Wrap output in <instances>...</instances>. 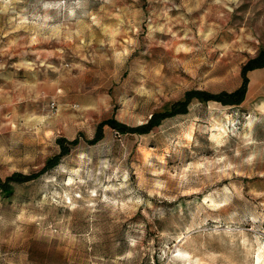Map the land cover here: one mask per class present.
I'll use <instances>...</instances> for the list:
<instances>
[{
  "label": "rangeland",
  "instance_id": "1",
  "mask_svg": "<svg viewBox=\"0 0 264 264\" xmlns=\"http://www.w3.org/2000/svg\"><path fill=\"white\" fill-rule=\"evenodd\" d=\"M263 48L264 0H0V264H264V67L94 140Z\"/></svg>",
  "mask_w": 264,
  "mask_h": 264
},
{
  "label": "trees",
  "instance_id": "2",
  "mask_svg": "<svg viewBox=\"0 0 264 264\" xmlns=\"http://www.w3.org/2000/svg\"><path fill=\"white\" fill-rule=\"evenodd\" d=\"M259 67H264V48L261 49L255 56L249 58L245 62V64L242 66V69H241L242 82L236 89L232 91L223 90L217 93H212V92L205 91V90L188 91L186 92L185 98L183 100H179L175 102V104L173 105V109L171 111L165 110V111L154 112L146 123L141 124L139 126L131 127L123 122L116 120L115 118L103 120L98 125L94 140H97L101 137L103 133L104 125H109L113 128L119 129L121 131H126V132L138 130V129H141V131H148L154 124H157L159 122V119L164 118L170 115L171 113H174L175 111H181V109H185L190 99L194 96L199 97L201 99L221 101L224 104L241 103L245 98V95L247 92V86L249 83V77L247 73L248 71L253 70L255 68H259ZM176 105L179 106L178 110H175ZM77 141H78L77 137L74 139H67L64 136L58 137L57 143L60 146V150L57 154L53 155L51 158L47 160L44 168H46L47 166L49 167V166L55 165L63 155L69 153L72 146ZM29 177L31 176L27 174H22L20 172H14L13 174L6 176L5 178L0 177V187L7 190L8 188L11 187V184L13 182H18L24 179H28Z\"/></svg>",
  "mask_w": 264,
  "mask_h": 264
},
{
  "label": "crops",
  "instance_id": "3",
  "mask_svg": "<svg viewBox=\"0 0 264 264\" xmlns=\"http://www.w3.org/2000/svg\"><path fill=\"white\" fill-rule=\"evenodd\" d=\"M254 70V69H253Z\"/></svg>",
  "mask_w": 264,
  "mask_h": 264
}]
</instances>
